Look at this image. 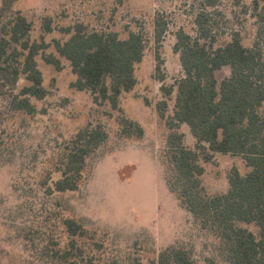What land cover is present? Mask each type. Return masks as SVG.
Instances as JSON below:
<instances>
[{
	"label": "rangeland",
	"instance_id": "rangeland-1",
	"mask_svg": "<svg viewBox=\"0 0 264 264\" xmlns=\"http://www.w3.org/2000/svg\"><path fill=\"white\" fill-rule=\"evenodd\" d=\"M17 0L13 13L33 22L32 40L59 56L56 42H64L66 29L83 24L89 31L114 32L126 39L131 32L146 38L143 61L136 65L135 88L121 96L120 109L97 102L72 84L77 75L61 57L57 70L37 57L48 90L42 100L32 99L34 115H17L0 126V264H52L54 250L71 241L64 220L73 218L88 231L79 244L100 264H159L166 249L178 247L194 264H229L221 240L182 204L171 190L167 119L157 105L166 96L162 86L176 85L184 76L180 54L174 51L176 34L183 29L197 36L196 18L209 14L215 47L240 33L245 46L257 43L264 54V30L259 13L264 0ZM3 0H0V6ZM51 18V32L45 21ZM162 19L166 33L157 57L155 23ZM264 58V57H263ZM162 61V63H160ZM161 65L158 69V65ZM231 75L225 66L216 71L219 84ZM163 77V79H162ZM28 84L23 76L19 90ZM176 92L168 99V118L174 114ZM123 118L139 123L143 137L123 135ZM101 125L107 141L88 159L77 191H54L57 171L69 141L86 126ZM184 145L196 148L188 125H181ZM201 177L208 196L229 188L233 168L248 171L240 156L216 153L212 162L201 159ZM257 233L254 224H240ZM95 242L99 243L96 247Z\"/></svg>",
	"mask_w": 264,
	"mask_h": 264
},
{
	"label": "trees",
	"instance_id": "trees-1",
	"mask_svg": "<svg viewBox=\"0 0 264 264\" xmlns=\"http://www.w3.org/2000/svg\"><path fill=\"white\" fill-rule=\"evenodd\" d=\"M16 1L3 0L0 6V126L17 115H34L37 107L32 99L47 96L37 62L40 53L57 70L63 69L61 57L68 60L77 75L72 84L75 89L90 92L97 102H107L119 110L122 94L138 83L135 69L145 55L144 34L131 32L121 39L114 32L89 31L83 24H76L66 29L70 34L66 41L56 42L59 56L46 54L49 46L31 38L33 22L20 12L13 13ZM259 17L264 30V10ZM196 24L197 36L183 29L176 34L174 51L180 54L184 76L176 85L162 86L166 98L157 105L160 117L167 119L171 129L167 139L170 187L194 217L221 240L229 264H264V54L258 43L245 46L240 33H234L224 46L215 47L217 40L209 14L204 11L198 14ZM52 30L48 18L45 31ZM165 33L166 23L157 19L159 60ZM225 66L231 68V75L219 84L216 71ZM23 76L28 84L19 90ZM175 92L174 114L168 118V99ZM122 123L124 136H144L139 123L128 118ZM184 124L196 139L195 149L184 145V134L179 131ZM108 136L101 125L79 130L66 146L57 168L61 177L53 190L77 191L89 157ZM216 153L242 157L248 171L242 174L233 168L228 175V190L208 196L201 179L205 173L201 159L212 162ZM63 223L72 239L66 247L54 250L52 264H100L92 247L78 242L88 232L83 225L73 218ZM241 223L254 224L257 233ZM159 264L194 261L187 250L171 247L159 256Z\"/></svg>",
	"mask_w": 264,
	"mask_h": 264
},
{
	"label": "crops",
	"instance_id": "crops-1",
	"mask_svg": "<svg viewBox=\"0 0 264 264\" xmlns=\"http://www.w3.org/2000/svg\"><path fill=\"white\" fill-rule=\"evenodd\" d=\"M185 125V124H184Z\"/></svg>",
	"mask_w": 264,
	"mask_h": 264
}]
</instances>
